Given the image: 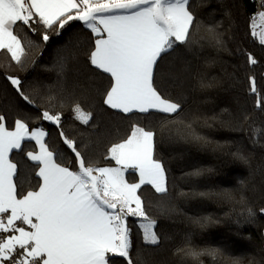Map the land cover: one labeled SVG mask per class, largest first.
<instances>
[{
	"label": "snow or ice",
	"instance_id": "6c2138e0",
	"mask_svg": "<svg viewBox=\"0 0 264 264\" xmlns=\"http://www.w3.org/2000/svg\"><path fill=\"white\" fill-rule=\"evenodd\" d=\"M72 21L81 22L93 34L83 54L95 74H107L110 83L100 92L89 79V86L81 91L88 104L85 110L75 93L62 94L59 99L47 96L48 107L37 104L25 94L18 76H7L25 102L42 110L38 116L12 118L10 123L0 114V264H112V257L133 264L130 217L135 218L143 242L158 246L157 222L146 211L152 203L142 199L140 190L151 186L161 198L169 192L165 165L155 155L159 133L133 124L104 154L114 166H99L89 155L90 144L64 131L63 109L70 107L72 119L94 127V105L89 101L93 94L102 95L104 105L121 113L164 114L162 132L167 123L174 122L167 117L182 110V104L164 90V62L181 47L199 40L222 43L218 25L199 36L201 21L194 0H0V55L24 70L31 50L40 47L25 29L39 31L41 41L47 42L50 33L60 35ZM251 21V35L264 45V11ZM77 55L74 52L72 58ZM249 60L257 63L251 56ZM68 62L69 57L61 56V69ZM250 89L257 94L256 107L260 108L264 97L255 78H250ZM57 107L59 111L53 110ZM39 121L58 129L60 143L72 157L52 142ZM126 173L137 180L129 182ZM29 176L35 177V183ZM248 214L254 215L251 209ZM176 252L196 264H205L204 258L214 264H243L244 259L242 254L219 248L189 246ZM137 264L147 262L138 259Z\"/></svg>",
	"mask_w": 264,
	"mask_h": 264
},
{
	"label": "trees",
	"instance_id": "16d2710c",
	"mask_svg": "<svg viewBox=\"0 0 264 264\" xmlns=\"http://www.w3.org/2000/svg\"><path fill=\"white\" fill-rule=\"evenodd\" d=\"M194 2L201 21L199 36L206 34V28L218 25L222 43L199 40L181 47L164 62V90L182 104L179 115L167 117L174 122L167 123L161 132L164 114L121 113L104 105L102 95L93 94L89 102L94 105L95 126L72 119L67 107L63 109L62 127L69 137L90 144L89 155L99 166H114L113 161L103 158L104 154L111 143L129 133L133 124L159 133L155 155L165 165L169 192L161 198L151 186H143L140 191L144 192L142 199L152 203L146 211L157 222L160 244L146 245L135 218H129L133 264L138 259L147 264H196L176 252L189 246L219 248L242 254L243 264H264V213L260 211L264 209V101L257 108V94L250 89V78H255L258 92L264 97V45L250 29L251 18L264 11V0ZM25 33L40 47L31 50V60L24 70L10 57L0 55V114L10 123L12 118L38 116L42 110L22 99L7 79L9 75L21 79L25 94L37 104L48 107L47 96L59 99L62 94L75 93L88 110L81 91L89 86V79L100 92L110 83L107 74H95L83 54L94 39L90 30L72 21L60 35L50 33L47 42L41 41L39 31L25 29ZM74 52L79 55L72 58ZM61 56L69 57L63 69ZM250 56L256 64L250 63ZM39 123L50 133L52 142L72 157L60 143L58 129L46 121ZM237 154L247 159H239ZM28 179L35 183V177ZM128 180L134 182L137 176L128 174ZM222 192L230 195H216ZM248 209L254 215L250 216ZM204 261L214 264L208 258ZM112 264L127 261L112 257Z\"/></svg>",
	"mask_w": 264,
	"mask_h": 264
},
{
	"label": "crops",
	"instance_id": "0c3cea01",
	"mask_svg": "<svg viewBox=\"0 0 264 264\" xmlns=\"http://www.w3.org/2000/svg\"><path fill=\"white\" fill-rule=\"evenodd\" d=\"M116 111H119V110H116ZM47 138V137H46ZM126 178L128 179V174L126 173ZM146 186V185H145ZM131 218V217H130Z\"/></svg>",
	"mask_w": 264,
	"mask_h": 264
},
{
	"label": "rangeland",
	"instance_id": "374dc122",
	"mask_svg": "<svg viewBox=\"0 0 264 264\" xmlns=\"http://www.w3.org/2000/svg\"><path fill=\"white\" fill-rule=\"evenodd\" d=\"M257 22L259 23V21H257ZM260 30H262V29H261V28H258V29H257V31H260ZM154 230H155V229H154Z\"/></svg>",
	"mask_w": 264,
	"mask_h": 264
}]
</instances>
